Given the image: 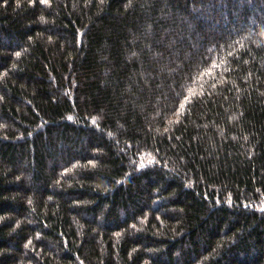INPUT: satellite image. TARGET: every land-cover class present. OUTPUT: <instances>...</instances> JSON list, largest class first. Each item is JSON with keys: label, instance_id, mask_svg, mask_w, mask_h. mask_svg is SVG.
Segmentation results:
<instances>
[{"label": "trees", "instance_id": "trees-1", "mask_svg": "<svg viewBox=\"0 0 264 264\" xmlns=\"http://www.w3.org/2000/svg\"><path fill=\"white\" fill-rule=\"evenodd\" d=\"M0 264H264V0H0Z\"/></svg>", "mask_w": 264, "mask_h": 264}]
</instances>
